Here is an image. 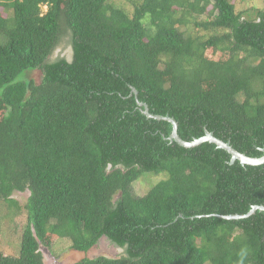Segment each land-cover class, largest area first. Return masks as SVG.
I'll return each mask as SVG.
<instances>
[{"label": "trees", "instance_id": "obj_1", "mask_svg": "<svg viewBox=\"0 0 264 264\" xmlns=\"http://www.w3.org/2000/svg\"><path fill=\"white\" fill-rule=\"evenodd\" d=\"M236 2L0 0V224L24 220L0 264L101 238L123 253L72 264H264V212L225 218L264 207V164L171 142L138 104L184 142L263 156L264 9ZM66 36L71 60L48 62Z\"/></svg>", "mask_w": 264, "mask_h": 264}, {"label": "rangeland", "instance_id": "obj_2", "mask_svg": "<svg viewBox=\"0 0 264 264\" xmlns=\"http://www.w3.org/2000/svg\"><path fill=\"white\" fill-rule=\"evenodd\" d=\"M236 9L238 12L251 13L253 10L264 9V0H237ZM44 12L46 8L42 9ZM69 37H62L58 47L49 57L48 62L57 60L59 58H65L68 61L71 60V47ZM41 71H33L27 75V79H32L37 84L40 82ZM160 177H155L149 174L143 175L140 181L135 182L133 185V192L137 196H143L153 184L159 181ZM18 199L26 197V195H17ZM4 220V219H3ZM12 223V224H11ZM5 224H0V251L6 254L12 253L16 248L17 236L19 234V228L23 225L24 220L18 218ZM13 251V252H14ZM41 252L44 257L45 264H72L79 261L83 257L90 259L104 256L107 258H116L123 253V250L112 244L106 238H101L97 244L85 255L81 253L73 252L69 249V242L65 240H59L51 251L41 248Z\"/></svg>", "mask_w": 264, "mask_h": 264}, {"label": "water", "instance_id": "obj_3", "mask_svg": "<svg viewBox=\"0 0 264 264\" xmlns=\"http://www.w3.org/2000/svg\"><path fill=\"white\" fill-rule=\"evenodd\" d=\"M132 92H134V94H136V91L134 89H132ZM138 104H139V106L144 107L143 114L147 118H153L155 120H164V121H167L171 124L172 131H171V135L168 138L169 141H171V142L174 141L178 145H180L184 148H192V147H196V146L200 145L201 143L208 142V143L214 144L218 149H222V150L226 151L228 154H230V156H231L230 163H233L235 161H239L241 165H249V166H258V165L264 164V149H262V152H263L262 157H260V158H249V157L245 156L244 154H241V153L237 152L236 150H234L230 146L229 143H225L221 140H218L217 138H215L212 135V133H209V132H205V135L203 137H201L199 139H195L192 142H184L177 135V124L172 118H169L168 116H165V117L152 116L149 114L146 105H144L140 102ZM257 210L264 212V207L253 206L251 208V210L245 216H229V217H225V218L238 220V219H241L243 217H245V218L249 217L250 215L255 213Z\"/></svg>", "mask_w": 264, "mask_h": 264}]
</instances>
